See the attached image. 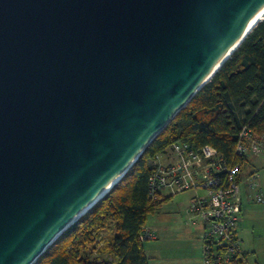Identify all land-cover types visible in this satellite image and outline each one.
<instances>
[{
    "label": "water",
    "instance_id": "obj_1",
    "mask_svg": "<svg viewBox=\"0 0 264 264\" xmlns=\"http://www.w3.org/2000/svg\"><path fill=\"white\" fill-rule=\"evenodd\" d=\"M262 10L0 0V264H35L105 198Z\"/></svg>",
    "mask_w": 264,
    "mask_h": 264
},
{
    "label": "trees",
    "instance_id": "obj_2",
    "mask_svg": "<svg viewBox=\"0 0 264 264\" xmlns=\"http://www.w3.org/2000/svg\"><path fill=\"white\" fill-rule=\"evenodd\" d=\"M246 126L264 134V20L109 194L68 228L35 264H148L141 231L148 214L172 198L149 199L148 179L157 157L174 143H188L196 148L211 146L232 165L242 164L235 147ZM110 224H115V234L105 247L109 260L97 263L83 257L98 233Z\"/></svg>",
    "mask_w": 264,
    "mask_h": 264
},
{
    "label": "built area",
    "instance_id": "obj_3",
    "mask_svg": "<svg viewBox=\"0 0 264 264\" xmlns=\"http://www.w3.org/2000/svg\"><path fill=\"white\" fill-rule=\"evenodd\" d=\"M170 163L157 157L148 179L149 199L156 201L166 192L173 197L187 191L203 190L206 196L195 195L187 207L189 221L202 223V264H243L246 261L238 225L242 211V188L254 192L252 201L263 203L257 183V172H245L250 158L264 159V134H256L247 126L238 135L235 153L242 164L232 165L211 146L193 147L174 143L168 149ZM158 231L143 227L142 242L157 240Z\"/></svg>",
    "mask_w": 264,
    "mask_h": 264
},
{
    "label": "rangeland",
    "instance_id": "obj_4",
    "mask_svg": "<svg viewBox=\"0 0 264 264\" xmlns=\"http://www.w3.org/2000/svg\"><path fill=\"white\" fill-rule=\"evenodd\" d=\"M170 152L160 155L162 163H170ZM254 170L257 171V183L262 189L264 184V168H261L263 161L260 157L250 158ZM248 164V167L250 166ZM258 167V168H257ZM245 168V172L247 171ZM249 170V169H248ZM206 192L199 191H187L174 195L169 201L162 203L161 207L155 210L153 213L148 214L146 219V228L156 229L158 231L157 240H149L143 242V248L148 258V264H202L203 258V244L200 236L202 234V223L197 220L195 223L189 221L187 215V207L190 201L195 195L206 196ZM167 193L163 192L162 197H167ZM243 203L246 207H252V209L261 207L264 203H256L253 201L247 202L244 199ZM256 217L248 219L249 225L264 226V215L255 214ZM242 218V217H241ZM199 223V224H198ZM201 227V228H200ZM201 231V232H200ZM115 234V224H110L104 231L98 233L94 245L89 247L84 253L83 257L89 256L91 261L101 263L102 261H108L109 255L105 251V247ZM256 236V237H255ZM255 236L248 237L249 245L255 243L256 245L264 246V235L259 237V230L256 229ZM193 240H195L193 242ZM245 245L242 243V249ZM200 249L201 259L197 261L194 257L197 254V249ZM243 264H264V251L257 255L246 256V261Z\"/></svg>",
    "mask_w": 264,
    "mask_h": 264
},
{
    "label": "crops",
    "instance_id": "obj_5",
    "mask_svg": "<svg viewBox=\"0 0 264 264\" xmlns=\"http://www.w3.org/2000/svg\"><path fill=\"white\" fill-rule=\"evenodd\" d=\"M255 158V157H253ZM261 158V157H260ZM262 159V158H261ZM263 163L261 168H264V159H262ZM250 163V160L248 162V164ZM248 167V165H247ZM254 165L253 163L251 162L250 163V166L249 168H247V171L250 172V171H255L254 170ZM256 168V167H255ZM258 168V167H257ZM249 169V170H248ZM261 193H262V196H263V199H264V184H263V188L261 189ZM242 192L244 194V199L245 201L247 200V202H250L252 201V197L254 195V192L249 189L248 187H244L242 188ZM242 199H243V195H242ZM244 201V200H243ZM242 201V211H241V215H240V221H239V225H238V236L239 238L241 239L242 243L245 245L244 247V251L245 253L248 255H254V254H258L262 251H264V246L261 244V245H256L255 243L252 242L251 245H249L248 243V237L249 236H252L254 237L255 236V232H256V229L259 230V237L264 235V226H258V225H254V226H250L249 223H248V219H250L251 217H256L255 214H258V215H264V204L261 205V207H258V208H255V209H252L251 205L250 207H246L244 206V203ZM254 202V201H253ZM264 203V202H263ZM242 217V218H241ZM199 224V223H198ZM201 228V227H200ZM201 232V231H200ZM159 237V236H158ZM157 237V239H158ZM256 237V236H255ZM195 240H193L194 242ZM197 251V254L194 256L197 261H200L201 259V254H200V249L198 247V249L196 250Z\"/></svg>",
    "mask_w": 264,
    "mask_h": 264
},
{
    "label": "bare ground",
    "instance_id": "obj_6",
    "mask_svg": "<svg viewBox=\"0 0 264 264\" xmlns=\"http://www.w3.org/2000/svg\"><path fill=\"white\" fill-rule=\"evenodd\" d=\"M264 20V10L260 11L255 15V17L251 20V22L246 27L243 35L241 38L223 55L221 60L219 61L218 65L214 68V70L211 73V77L220 69V67L232 56V54L238 49V47L241 45V43L244 41V39L249 35V33L253 30V28L258 24L261 23ZM116 185V182L112 183L96 200L101 199L104 197L111 187Z\"/></svg>",
    "mask_w": 264,
    "mask_h": 264
}]
</instances>
